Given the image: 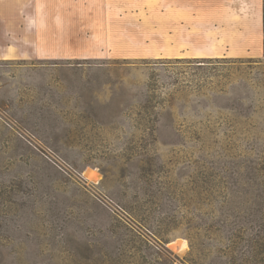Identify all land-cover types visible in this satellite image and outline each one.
I'll return each instance as SVG.
<instances>
[{"label":"rangeland","instance_id":"374dc122","mask_svg":"<svg viewBox=\"0 0 264 264\" xmlns=\"http://www.w3.org/2000/svg\"><path fill=\"white\" fill-rule=\"evenodd\" d=\"M264 0H0V264H264Z\"/></svg>","mask_w":264,"mask_h":264},{"label":"crops","instance_id":"0c3cea01","mask_svg":"<svg viewBox=\"0 0 264 264\" xmlns=\"http://www.w3.org/2000/svg\"><path fill=\"white\" fill-rule=\"evenodd\" d=\"M262 17H264V6L261 7V19ZM258 34H264L263 21L260 22V26L258 28Z\"/></svg>","mask_w":264,"mask_h":264}]
</instances>
